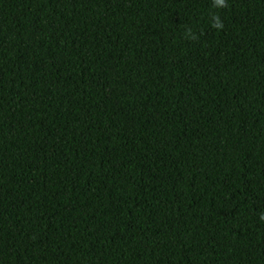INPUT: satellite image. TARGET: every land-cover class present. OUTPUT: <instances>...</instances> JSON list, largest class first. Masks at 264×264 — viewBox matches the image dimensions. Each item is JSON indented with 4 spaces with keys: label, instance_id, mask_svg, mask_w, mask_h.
<instances>
[{
    "label": "trees",
    "instance_id": "16d2710c",
    "mask_svg": "<svg viewBox=\"0 0 264 264\" xmlns=\"http://www.w3.org/2000/svg\"><path fill=\"white\" fill-rule=\"evenodd\" d=\"M225 3L0 0V264H264V0Z\"/></svg>",
    "mask_w": 264,
    "mask_h": 264
},
{
    "label": "clouds",
    "instance_id": "9594fccd",
    "mask_svg": "<svg viewBox=\"0 0 264 264\" xmlns=\"http://www.w3.org/2000/svg\"><path fill=\"white\" fill-rule=\"evenodd\" d=\"M213 4L215 7L217 8H224L227 7L225 0H213ZM214 19L216 20V23L213 25L216 28H222L223 25L222 23L219 21L218 17H214ZM261 219H264V216L261 217Z\"/></svg>",
    "mask_w": 264,
    "mask_h": 264
}]
</instances>
